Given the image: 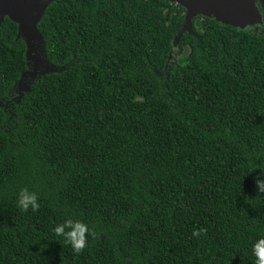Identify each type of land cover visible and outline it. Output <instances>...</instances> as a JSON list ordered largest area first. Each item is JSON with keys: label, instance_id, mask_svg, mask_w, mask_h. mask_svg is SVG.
Listing matches in <instances>:
<instances>
[{"label": "trees", "instance_id": "obj_1", "mask_svg": "<svg viewBox=\"0 0 264 264\" xmlns=\"http://www.w3.org/2000/svg\"><path fill=\"white\" fill-rule=\"evenodd\" d=\"M185 12L54 0L37 47L53 69L21 84L33 62L4 18L0 264H256L264 33L199 15L174 45ZM68 218L88 227L79 252L53 231Z\"/></svg>", "mask_w": 264, "mask_h": 264}, {"label": "water", "instance_id": "obj_2", "mask_svg": "<svg viewBox=\"0 0 264 264\" xmlns=\"http://www.w3.org/2000/svg\"><path fill=\"white\" fill-rule=\"evenodd\" d=\"M54 0H0V25L7 16L18 23L19 35L25 38L27 44L26 57L33 62V69L22 73L19 83L25 75L35 76L41 66L53 69L49 61L37 51L42 33L38 28L47 7ZM186 8L185 18L180 31L174 39L177 45L185 32L196 35L193 29V18L199 15L213 17L217 21L239 28H245L260 21V12L255 0H171Z\"/></svg>", "mask_w": 264, "mask_h": 264}, {"label": "clouds", "instance_id": "obj_3", "mask_svg": "<svg viewBox=\"0 0 264 264\" xmlns=\"http://www.w3.org/2000/svg\"><path fill=\"white\" fill-rule=\"evenodd\" d=\"M262 174H264V169H262ZM257 185H260V181H256ZM34 196L29 194L28 192H22L20 197V205L22 209H27L31 204L35 209L36 205L34 203ZM53 231L57 236H63L66 238V242H70L72 247L79 252L86 245V232L88 231V227L82 221H73L68 218L62 224H57ZM204 231L200 229L199 231L194 230L193 235L199 236L200 232ZM252 253L256 257V264H264V236H260L258 239L254 241L252 244Z\"/></svg>", "mask_w": 264, "mask_h": 264}, {"label": "flooded vegetation", "instance_id": "obj_4", "mask_svg": "<svg viewBox=\"0 0 264 264\" xmlns=\"http://www.w3.org/2000/svg\"><path fill=\"white\" fill-rule=\"evenodd\" d=\"M255 4L260 12V21L253 25H248L245 28L249 29L251 32L264 33V0H255Z\"/></svg>", "mask_w": 264, "mask_h": 264}, {"label": "rangeland", "instance_id": "obj_5", "mask_svg": "<svg viewBox=\"0 0 264 264\" xmlns=\"http://www.w3.org/2000/svg\"><path fill=\"white\" fill-rule=\"evenodd\" d=\"M182 54L180 53V51H176V56H177V58L179 57V56H181Z\"/></svg>", "mask_w": 264, "mask_h": 264}]
</instances>
